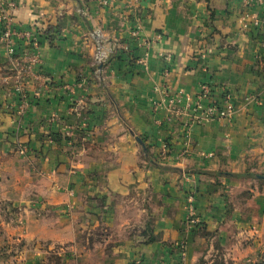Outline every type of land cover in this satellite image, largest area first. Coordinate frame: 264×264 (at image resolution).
Instances as JSON below:
<instances>
[{
    "label": "crops",
    "instance_id": "0c3cea01",
    "mask_svg": "<svg viewBox=\"0 0 264 264\" xmlns=\"http://www.w3.org/2000/svg\"><path fill=\"white\" fill-rule=\"evenodd\" d=\"M13 1L15 27L54 30L23 92L26 45L0 40V264H239L264 251V1ZM97 35L115 50L101 66ZM204 83L232 95L230 120L166 117L169 98L187 108Z\"/></svg>",
    "mask_w": 264,
    "mask_h": 264
},
{
    "label": "built area",
    "instance_id": "2783aa9c",
    "mask_svg": "<svg viewBox=\"0 0 264 264\" xmlns=\"http://www.w3.org/2000/svg\"><path fill=\"white\" fill-rule=\"evenodd\" d=\"M254 0H246L247 3ZM263 2L264 0H257ZM16 9V4L13 0H0V23H1V36L0 40L8 46L10 53L15 52L14 39L17 38L24 42L27 47L22 50L21 63L22 67L18 69V76L14 84V88L17 92H23L22 77L23 73H27L31 70L33 65L36 64L37 57L33 50H37L39 47L38 28L30 27L27 29H18L13 25L12 14ZM137 31H134L135 35ZM98 37V35H97ZM30 44V45H29ZM114 48L107 45L100 37L97 38L95 60L97 64H102L110 55H113ZM167 70H164V75H167ZM168 86L160 85L155 87L156 91H159L168 96ZM159 104L157 103L155 108ZM167 118L171 119L174 116L185 114L187 116L186 123L188 126L192 124H201L207 120H230L235 112V106L233 104L232 95L229 92H223L222 96L217 99L211 96L210 87L207 84H201L199 92L193 99L192 104L187 108H178L174 99L169 98L167 104ZM163 149H166V144L163 143ZM184 154L187 153L185 150ZM183 154V155H184ZM188 204V217L187 222L190 224H196L198 218L196 216L195 208L193 205V195H189L187 199Z\"/></svg>",
    "mask_w": 264,
    "mask_h": 264
},
{
    "label": "trees",
    "instance_id": "16d2710c",
    "mask_svg": "<svg viewBox=\"0 0 264 264\" xmlns=\"http://www.w3.org/2000/svg\"><path fill=\"white\" fill-rule=\"evenodd\" d=\"M42 31H40L39 29H38V37H39V44L41 43V40H42V38L44 37V38H48V39H50L51 38V36H50V33L51 32H53V30H54V27H52V26H47L46 28H44V29H41ZM22 42V41H21ZM23 43V42H22ZM24 44V43H23ZM30 45V44H29ZM27 47V46H26ZM22 48V47H21ZM112 55H110L102 64H106L108 61H110L111 59H112ZM260 182H261V184H260V186L261 187H264V178H262V179H260ZM203 229H204V227H203V225L202 226H200V228L198 229V231H201V233H203V234H205V232L203 231ZM152 238H150L149 240H151ZM245 264H264V254H260L259 255V257H258V259L256 260V261H249V262H247V263H245Z\"/></svg>",
    "mask_w": 264,
    "mask_h": 264
},
{
    "label": "rangeland",
    "instance_id": "374dc122",
    "mask_svg": "<svg viewBox=\"0 0 264 264\" xmlns=\"http://www.w3.org/2000/svg\"><path fill=\"white\" fill-rule=\"evenodd\" d=\"M100 38H101V37H100ZM103 41H104V40H103ZM195 212H196V211H195ZM260 254H264V251H260V252H258L257 254L254 255V257L248 258L247 260H245L244 262H241V263H239V264H245V263H247V262H249V261H256V260L258 259V257H259Z\"/></svg>",
    "mask_w": 264,
    "mask_h": 264
},
{
    "label": "water",
    "instance_id": "95a60500",
    "mask_svg": "<svg viewBox=\"0 0 264 264\" xmlns=\"http://www.w3.org/2000/svg\"><path fill=\"white\" fill-rule=\"evenodd\" d=\"M102 64H99V66H101ZM139 141H140V138H137ZM141 142V141H140ZM259 177H262V176H259Z\"/></svg>",
    "mask_w": 264,
    "mask_h": 264
}]
</instances>
